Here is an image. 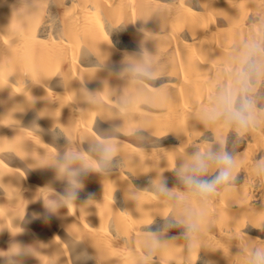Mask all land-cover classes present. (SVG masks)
Wrapping results in <instances>:
<instances>
[{"label": "bare ground", "instance_id": "obj_1", "mask_svg": "<svg viewBox=\"0 0 264 264\" xmlns=\"http://www.w3.org/2000/svg\"><path fill=\"white\" fill-rule=\"evenodd\" d=\"M262 37L264 0H0V264L264 253V82L243 136L202 117L231 85L228 58ZM99 145L115 149L107 164ZM209 150L233 157L235 180L203 203L179 172Z\"/></svg>", "mask_w": 264, "mask_h": 264}, {"label": "clouds", "instance_id": "obj_2", "mask_svg": "<svg viewBox=\"0 0 264 264\" xmlns=\"http://www.w3.org/2000/svg\"><path fill=\"white\" fill-rule=\"evenodd\" d=\"M227 64L230 67L228 76L231 79V85L217 88L213 100L204 108L202 117L210 123L219 121L225 126H235L237 134L243 136L255 121V95L258 85L264 82V37L245 41L228 58ZM131 70L138 76H151L146 66H133ZM98 149L101 153V163L107 164L112 159L115 149L111 145H99ZM76 160L77 156L68 155L59 163L63 166ZM211 164L220 165V167L215 176L209 178L208 171ZM234 168V159L227 151L219 153L210 150L198 151L192 162L180 169L179 175L182 183L190 190L189 194L207 203L208 197L217 192L218 185L230 184L235 180ZM61 170L65 169L62 167ZM69 176L70 190L67 199L71 201L78 195L80 172L69 170ZM159 190L164 195H172L166 186V181H161ZM185 226L189 232L195 231L199 227V221L190 220ZM250 264H264V253L254 250Z\"/></svg>", "mask_w": 264, "mask_h": 264}]
</instances>
